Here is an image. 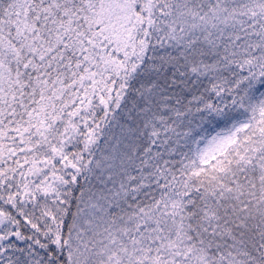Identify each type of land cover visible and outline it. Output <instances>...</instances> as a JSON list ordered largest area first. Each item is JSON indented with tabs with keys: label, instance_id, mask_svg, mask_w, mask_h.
<instances>
[{
	"label": "snow or ice",
	"instance_id": "snow-or-ice-1",
	"mask_svg": "<svg viewBox=\"0 0 264 264\" xmlns=\"http://www.w3.org/2000/svg\"><path fill=\"white\" fill-rule=\"evenodd\" d=\"M0 264H264V0H0Z\"/></svg>",
	"mask_w": 264,
	"mask_h": 264
}]
</instances>
